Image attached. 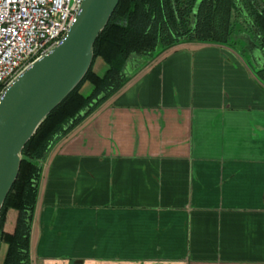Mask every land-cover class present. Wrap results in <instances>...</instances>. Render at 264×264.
<instances>
[{"label": "crops", "instance_id": "obj_1", "mask_svg": "<svg viewBox=\"0 0 264 264\" xmlns=\"http://www.w3.org/2000/svg\"><path fill=\"white\" fill-rule=\"evenodd\" d=\"M260 62L210 42L132 57L43 160L29 264H264Z\"/></svg>", "mask_w": 264, "mask_h": 264}, {"label": "trees", "instance_id": "obj_2", "mask_svg": "<svg viewBox=\"0 0 264 264\" xmlns=\"http://www.w3.org/2000/svg\"><path fill=\"white\" fill-rule=\"evenodd\" d=\"M250 31L264 49V0H119L93 45L94 58L82 80L56 105L22 149L18 175L0 211L1 264H29L31 222L43 160L65 136L128 82L132 57L142 67L161 52L183 42L230 44L234 31ZM106 68L94 69L96 58ZM264 84V67L255 70ZM90 91L83 92L84 83ZM15 212L12 230L4 228L8 211Z\"/></svg>", "mask_w": 264, "mask_h": 264}, {"label": "water", "instance_id": "obj_3", "mask_svg": "<svg viewBox=\"0 0 264 264\" xmlns=\"http://www.w3.org/2000/svg\"><path fill=\"white\" fill-rule=\"evenodd\" d=\"M118 2L83 0L60 43L25 67L3 91L0 97V211L18 175L25 143L88 71L94 58V42Z\"/></svg>", "mask_w": 264, "mask_h": 264}, {"label": "built area", "instance_id": "obj_4", "mask_svg": "<svg viewBox=\"0 0 264 264\" xmlns=\"http://www.w3.org/2000/svg\"><path fill=\"white\" fill-rule=\"evenodd\" d=\"M83 0H0V97L30 63L60 43Z\"/></svg>", "mask_w": 264, "mask_h": 264}, {"label": "rangeland", "instance_id": "obj_5", "mask_svg": "<svg viewBox=\"0 0 264 264\" xmlns=\"http://www.w3.org/2000/svg\"><path fill=\"white\" fill-rule=\"evenodd\" d=\"M252 32L250 31H234L231 35V39L230 42L233 43V45L235 46V48L243 54L244 57L249 58L251 61H254V63L256 65H262V62L264 60V50H260V49H256L254 47H251V42L252 41ZM99 62H101L100 64L103 67H100V70L97 71L99 74H102L105 71L106 65L105 63L102 61L101 58H96L95 62H94V67L98 68L99 66ZM90 83L88 81H86L84 83V89L83 92L85 94L89 93L90 89ZM5 244L2 243V245L0 246V259L2 257L3 259V255L5 252ZM2 263V262H1Z\"/></svg>", "mask_w": 264, "mask_h": 264}, {"label": "flooded vegetation", "instance_id": "obj_6", "mask_svg": "<svg viewBox=\"0 0 264 264\" xmlns=\"http://www.w3.org/2000/svg\"><path fill=\"white\" fill-rule=\"evenodd\" d=\"M242 31H244V30H242ZM242 31H241V33H242ZM252 41H253V44L255 45V43H256V41H257V38H253V37H252ZM259 48H260V47H259ZM260 50H264V49L260 48Z\"/></svg>", "mask_w": 264, "mask_h": 264}]
</instances>
